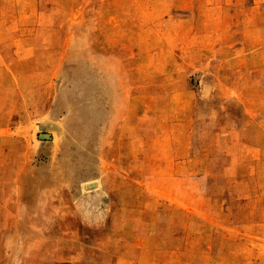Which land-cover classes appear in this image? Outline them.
Segmentation results:
<instances>
[{"label": "rangeland", "instance_id": "374dc122", "mask_svg": "<svg viewBox=\"0 0 264 264\" xmlns=\"http://www.w3.org/2000/svg\"><path fill=\"white\" fill-rule=\"evenodd\" d=\"M0 264H264V0H0Z\"/></svg>", "mask_w": 264, "mask_h": 264}, {"label": "water", "instance_id": "95a60500", "mask_svg": "<svg viewBox=\"0 0 264 264\" xmlns=\"http://www.w3.org/2000/svg\"><path fill=\"white\" fill-rule=\"evenodd\" d=\"M40 138H41L42 140H49V139H50V135H48V134H41V135H40Z\"/></svg>", "mask_w": 264, "mask_h": 264}]
</instances>
